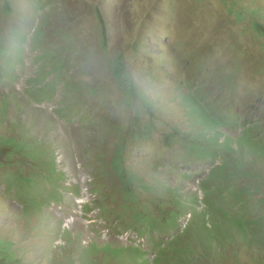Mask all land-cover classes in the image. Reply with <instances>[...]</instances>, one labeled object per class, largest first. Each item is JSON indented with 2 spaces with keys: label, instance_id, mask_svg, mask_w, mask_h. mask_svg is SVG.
Here are the masks:
<instances>
[{
  "label": "rangeland",
  "instance_id": "1",
  "mask_svg": "<svg viewBox=\"0 0 264 264\" xmlns=\"http://www.w3.org/2000/svg\"><path fill=\"white\" fill-rule=\"evenodd\" d=\"M98 8L111 28L108 55ZM0 34L9 56L24 55L9 78L0 60V137L16 148L0 149V240L14 244L21 264H136L134 249L147 252L141 264H161L173 256L164 254L169 237L204 221L205 207L213 215L224 197L249 191L245 203L237 199L238 218L227 231L263 245L231 239L205 264H264V161L244 151L259 142L264 153V0H0ZM118 53L146 97L135 99L132 80L123 81L125 93L120 87L109 62ZM47 84L55 95L42 104ZM256 123L262 132L247 128ZM119 143L128 170L120 179L113 166ZM52 158L66 173L57 182L60 200L33 213L27 197L53 193ZM35 174L43 185L26 193L18 178ZM126 185L150 219L168 222L181 196V228L162 234L171 228L159 227L154 241L141 237L124 212ZM241 221H250L247 231L232 228Z\"/></svg>",
  "mask_w": 264,
  "mask_h": 264
},
{
  "label": "trees",
  "instance_id": "2",
  "mask_svg": "<svg viewBox=\"0 0 264 264\" xmlns=\"http://www.w3.org/2000/svg\"><path fill=\"white\" fill-rule=\"evenodd\" d=\"M96 12H97V14H96L97 19H98L100 26H101V50L103 49L105 51V54L108 55V54H111L110 53L111 49L109 46L111 28L106 22V18H105V15H104V12L102 11V9L98 8ZM239 23H241V22H239ZM50 26H52V25L50 24ZM57 28H56V30H57ZM66 28H67V26H66ZM66 28L65 29L62 28V29L58 30V33L61 35H62V33H65L67 36L69 33L68 31H70V30L67 31ZM24 42L27 43L28 39H25ZM138 45L139 44H137V46ZM103 50H102V52L104 53ZM10 51H11V49L8 47L3 36L0 34V60H2L4 58V60L6 61L5 70L3 72L5 75V78L10 77L9 73H8L9 68H15L16 69L17 66L20 65V63H24V55L19 56V57L15 56V55L9 56L8 53ZM18 51H20V50L18 49ZM18 51H17V53H18ZM7 61H8V66H7ZM60 61H62V60H60ZM109 62H110V65L112 67L114 77H116L118 79V81L120 83V87L122 89H123V87H122L123 81L132 80L134 82L133 76H132V74L128 68V63L126 62V59H125L123 54H119V53L116 54V56H114V58L111 59ZM38 78L39 77H36L35 79H30V83L31 84L36 83V81H38ZM45 82L46 81H44V83ZM197 88L201 93L203 92L200 89V87H197ZM41 89L45 92L43 94L45 96L38 97L39 103L43 104L49 100H52V97H54L55 92L51 91L49 93L51 88L48 87V84L46 87L41 88ZM136 89L140 92V94H141L140 96L136 95V92H135ZM123 91H124V89H123ZM127 92L129 94H131L130 91H127ZM124 93H125V91H124ZM132 95L135 97V99H138V100H140L141 97L147 96L144 93V91L135 84V82H134V86H133V90H132ZM188 106H189V104H188ZM9 107H10V103L8 106L4 107V109L7 111L9 109ZM154 111L155 110L153 109L152 112H154ZM141 115L142 114H140L139 119H141ZM239 119L242 123H245V122H243V120L241 118H239ZM254 125H255L254 127H251V124H247V126H248L247 128H249L250 131L251 130L252 131L258 130L259 132H262V129H261L262 125H260L258 123L254 124ZM153 126H155V125L152 123H149V127L152 128ZM258 144H259V142H258ZM258 144L256 146H253L254 143H248L247 145L244 146L246 148V149H244V151L247 152V150H249L250 153L255 152L254 156L260 157L264 161V153L263 154L259 153L258 146H260V145H258ZM0 145H2V146H0V149L3 151H5L6 149L11 150L12 148L16 149L15 145L13 143V138L0 137ZM125 151H126V145H122L121 143H119L117 145L116 159H115L114 164H113L115 171H116V177L118 179H120V173L119 172H123V173H125V176H127L128 170H126V168L124 167V164H123V162L125 161V157H124ZM35 156L36 155L34 154V151H33V153L32 152L29 153V158H33ZM235 170H239V167H235ZM48 172H49L48 180L50 181L51 190H53V193H52V195L50 194L51 197L49 199H43L44 196H42L41 198H38V197H35L34 195L32 196V198L27 197L25 202L26 203L31 202V205L33 204L35 206V209L33 208V213L34 212L41 213V212L45 211L46 206L52 203V199L53 200H60V194L55 193V191L57 190V186H58L57 182L59 181V177H60V179L65 178L66 173H64V172L60 173L59 172V169L57 168V162L54 158H52L51 161L48 163ZM240 173H242V172L240 171ZM211 174L212 173L210 172V177H208V178H211ZM235 174H236V172H235ZM42 177H43V174H41V175L35 174L34 176H32L30 178L19 176L18 181L22 185H25V187H27L26 193H28L29 191L36 189L38 186L40 187L43 185V182H39V180H40L39 178H42ZM216 178L218 180L225 181V185L227 187L230 185V179H228L225 175L217 174ZM204 182L205 181L201 182V184L203 185ZM11 186H12V189H13V187L15 189L17 188V185H15V183H13V185H11ZM124 188H125V192H123V194L125 196V200L127 201V203L125 205H123L124 212L127 213L129 211L131 214V217H133L135 219V224H136L135 229L138 231V233L141 237H143V238L147 237L148 239L153 237L154 238L153 241H154V240H156L155 237L158 238L157 233H158L159 227H161V228L166 227V229H168V230L170 227L172 229V230L170 229L169 231H161L162 234H169V233L172 234L173 230H175L176 228H178V230H179L181 228L180 219H181L182 215H185L187 213V209H185L184 207H181V203H182L180 201L181 196L175 195V196H177L176 201L173 200V202H174V204H176L175 206L178 207V211L176 212L175 210H173V211H170V213L167 211V215H169V217H171V219L169 218L168 219L169 221L167 222L165 220H157V219H153V218L152 219L147 218V215L145 216L146 212H144V210L147 207L142 209V206L139 204V201H141V199H140V197H138V193L130 185H126V186H124ZM201 190H202V188H201ZM98 194L100 195L101 192L98 191ZM252 195H253V193L251 191H249V192L243 194V196L235 194L234 200L230 197L229 198L224 197L223 198L224 201L222 202V205L220 208H215L213 205V209L217 210V212H215L213 215L209 214V213H205L206 207L202 204L203 207H205L203 209L204 212L202 213V215H204V221L199 220L198 222H196V221L190 222L189 225L186 227V229L182 233H178L177 235L169 237L170 239L167 240L166 251L164 252V254L167 256H170V255H173V256L171 258H169L168 260H165V261H163L162 257H161L160 259H158V261L161 262V264H205L210 253H214L213 258H216L217 253H216L215 248L217 245L219 246L218 249L223 250L225 245H227V241H229L231 239H233L237 242H240L241 246L246 245L247 247H250L253 249H256L258 246H262L263 244L258 242L257 238H253V240H251L248 238V235H247V237L243 239V238L237 236L236 234H234L232 232V230L227 231V228L232 224V222L238 218V214L235 213L236 210L234 209V208L238 207V203H236V201L238 202V200H240V202L245 203L244 198L252 197ZM197 200H198V203H200V200L199 199H197ZM98 203H102V200L100 198L99 199L97 198V204ZM87 207H89L90 209H94L91 207V204H89ZM101 210L103 212L107 213L108 215L110 213V211L108 209H106V207H104V208L102 207ZM27 213L29 214L30 212L28 211ZM254 217H256V216H254ZM249 223H250V221H248L247 223H244L243 221H241V223L237 222L236 225L232 226V228L240 226V227L244 228L245 231H247ZM194 232H196V233L198 232V238L196 235V239L191 237V235ZM68 233H69L68 229H65L63 237H65ZM0 242L7 244V248L3 251H0V253L2 255H4V257H1V260L7 262V264H21V263H23V261L19 258V255L16 253L13 243H9L5 240H0ZM201 244L204 246V249L206 250L205 252H204V249L201 248ZM133 251H134V255H133L134 256V262L136 264H141V262L144 259L147 252H143L142 249H134ZM154 264H156V263L154 262Z\"/></svg>",
  "mask_w": 264,
  "mask_h": 264
},
{
  "label": "clouds",
  "instance_id": "3",
  "mask_svg": "<svg viewBox=\"0 0 264 264\" xmlns=\"http://www.w3.org/2000/svg\"><path fill=\"white\" fill-rule=\"evenodd\" d=\"M147 255V254H146ZM146 255H145V259H146ZM153 264H154V261H153Z\"/></svg>",
  "mask_w": 264,
  "mask_h": 264
}]
</instances>
